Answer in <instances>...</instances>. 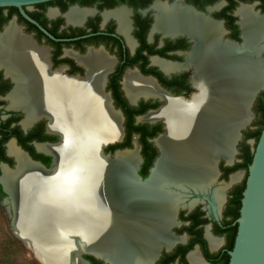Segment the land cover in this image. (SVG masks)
Listing matches in <instances>:
<instances>
[{
  "label": "flooded vegetation",
  "instance_id": "obj_1",
  "mask_svg": "<svg viewBox=\"0 0 264 264\" xmlns=\"http://www.w3.org/2000/svg\"><path fill=\"white\" fill-rule=\"evenodd\" d=\"M158 2L168 6L182 4L211 22V25H216L218 51L228 44L234 55L254 54L264 58V35L255 45L245 44L241 13L244 7H248L264 23V0H53L24 7L35 22L26 18L18 7H0V177L4 167L13 170L19 165L17 158L9 152L11 144L22 152L31 167L38 162L44 168L41 171L37 168V171L48 173L63 158L60 152L49 148L67 143L63 128L50 127V115L39 114L32 121H27L28 103L21 98L20 90L28 86V73L17 58L15 62L12 61L14 56L3 58L7 44L12 54L17 53L20 38L28 39L34 47L44 51L42 78L45 76L48 80L64 84L82 83L80 92L88 90L84 99L92 98L97 89L105 96L110 110L119 118V133L117 138L103 147L101 156L114 159L117 152L137 150L139 158L142 157L138 174L143 178L149 176L162 154L157 140L167 133V122L162 117L153 120L144 117L165 106L163 95L190 103L200 91L194 81L196 64L210 62L213 54L210 44H203L192 30L166 32L164 28H159L154 8ZM73 9L83 10L85 15L70 16ZM120 10L127 14L125 22L116 16ZM193 51L197 52L196 57L194 55L192 58L197 60L189 58ZM97 52L108 59L98 76L93 73V53ZM132 73L152 80L155 91L130 87L128 79ZM262 92L264 89L251 107L253 118L242 131L236 160L234 163L220 160L215 174L216 183H202L205 187L199 190L188 183L184 184V188L161 187V190L180 193L184 199L175 212V222L168 229L173 240L171 244L163 242L151 245L139 239L138 246L132 249L135 254L125 258L128 264H194V254L201 264H229L230 251L237 236V218L231 214V206L235 205L231 204L236 188L243 185L247 177L244 175L228 188L225 202L220 208L213 193L220 184L231 182L233 175L243 170L230 171L229 168L242 161L243 144L251 146L249 140L252 138H247V133L254 130L253 122L259 127L257 105ZM116 175L119 190L120 185L124 184V177L123 173ZM33 176L29 179L30 188L26 190L24 198L29 195L33 198L34 186L39 180ZM94 177L90 179L92 187L97 186ZM110 181L112 184H108ZM114 182L111 176L104 184L106 202L130 210V205L123 200H115L111 193ZM0 184L4 193L2 195L0 192V203L3 204L9 194L1 181ZM23 185L21 189L24 190ZM193 201L196 202L191 205ZM121 248H125V245H121ZM101 255L85 253L83 260L78 262L112 264L106 255Z\"/></svg>",
  "mask_w": 264,
  "mask_h": 264
},
{
  "label": "bare ground",
  "instance_id": "obj_2",
  "mask_svg": "<svg viewBox=\"0 0 264 264\" xmlns=\"http://www.w3.org/2000/svg\"><path fill=\"white\" fill-rule=\"evenodd\" d=\"M154 8L159 28H164L166 32L192 30L203 44H210L213 54L208 63L195 62L194 81L200 91L190 103L162 94L165 106L144 117L148 120L158 117L166 119L167 133L157 140L162 156L152 178L143 186L137 183L134 176L135 167L140 162L137 150L119 153L115 159H106L100 154V145L114 140L119 133V118L110 110L105 96L97 89L92 98L84 99L88 90L80 92L82 83L64 84L48 80L45 76L42 78L44 51L34 47L28 39L20 38L17 53L12 54L7 44L9 41L6 42L3 58L14 56L13 62L17 58L29 76L28 86L20 90L21 98L28 103L27 121H32L39 114L50 115V127L63 128L67 142L49 148L60 152L63 158L48 173L31 167L22 152L11 144L9 152L17 158L19 165L13 171L4 167L3 176L7 189L14 197L18 184L22 182L25 185L22 191L25 197L26 190L30 188L29 179L33 175L40 177L34 186L33 198H27L25 202L21 199L15 202V206L17 215L22 218L34 204H39V210L45 216L43 221L51 219L56 226L65 227L61 229L65 232L58 230L63 236L60 242L45 244L40 248L49 252L55 264H64V251L78 242L97 249L112 264H128L125 258L135 254L132 249L138 246L139 239L151 245L163 242L171 244L173 240L168 229L175 222V212L184 199L180 193L161 190L162 184L182 176L181 181L185 182L180 181L177 184L179 187L184 188L186 182L197 190L204 189L202 183L212 185L216 177V158L224 155L230 159L238 128L243 124L248 126L253 118L250 106L254 90L264 82L261 59L254 54L234 55L228 44L218 51L217 26L182 4L168 6L158 2ZM241 13L245 44L255 45L264 35V23L248 7H244ZM71 15L83 17L85 11L73 9ZM116 16L124 21L127 14L120 10ZM12 49L15 50L14 46ZM196 52L193 51L189 58L197 60L192 58L194 55L196 57ZM93 61V73L101 75L108 59L97 52L93 53ZM128 85L137 90L155 91L152 80L133 73L129 76ZM118 173H123L124 177V184L120 185L119 190ZM243 173L237 172L231 182L222 183L214 190V200L219 208L225 202L228 188L240 181ZM94 175L96 187H92L90 182ZM111 176L115 181L111 193L116 201L123 200L130 205V210L106 202L103 187ZM43 221L38 220L36 224ZM212 244L215 245L214 242ZM121 245H125V248H121ZM193 259L194 264H201L195 254Z\"/></svg>",
  "mask_w": 264,
  "mask_h": 264
},
{
  "label": "water",
  "instance_id": "obj_3",
  "mask_svg": "<svg viewBox=\"0 0 264 264\" xmlns=\"http://www.w3.org/2000/svg\"><path fill=\"white\" fill-rule=\"evenodd\" d=\"M49 1H53V0H0V7H8V6L18 7L26 18H28L32 22H35V20L32 19L26 13L24 7L34 4L49 2ZM257 57H259L262 63L264 64V58L260 55H258ZM263 89H264V82L260 86L256 87V89L254 90V95L250 106L251 113H252L251 107L253 105V102L255 101L258 94ZM243 126L244 124L238 128L236 134L237 140L236 142L235 141L233 142L234 150L230 156V159L228 160L227 157L224 155L221 156L218 155V157L216 158V162H215L216 171H217L218 163L220 162L221 159H226L228 163H234V161L236 160V156L239 153L237 144L242 139V131L247 127V125L244 127ZM255 140L256 139L252 138L249 141L250 143L255 142V146L252 148V151L254 152V156L252 163L248 167L246 187L243 192V198H242V207L240 210V216L237 218L238 231H237L234 247L230 251L229 264H264V127L261 132V136L259 140L258 141ZM109 143H110L109 141H106L104 144L100 145L99 151L102 156H103V147L107 146ZM119 153L120 152H117L116 156ZM161 156L162 154L158 158L156 162V166ZM106 157L110 158L109 156ZM141 161H142V157L140 158V162ZM53 164H55V161ZM33 165L37 167L40 171L43 170L44 168L38 162L34 163ZM17 166L18 165H16V167L13 168V170L17 169ZM156 166L152 169L149 176L143 178L138 174V169H139V164H138L134 170V176L137 183L141 186L145 185L152 178ZM240 171L245 172V169L239 170L238 172ZM3 176L4 173L0 177V181L3 184L4 190L9 194V197H7L3 201V204L6 206V209L11 218V228L13 234L19 240H21L43 264H55L54 258L48 254L49 252L44 251L45 249L41 250L38 247L39 242L41 243L43 238L47 237V235L44 234V232L40 231V229L36 227V222L38 220L43 221V219L45 218V216H43L44 212H41L39 210L38 206L40 205L37 204V206H34L33 209L28 210L27 214L24 217L22 218L19 217V215H17L15 202H18L21 199L23 202H25V199H27L24 198L25 194L22 193L23 189H21V187L23 184L20 181L21 184L20 185L18 184L16 197L13 198V196L11 195L12 193L7 189L3 181ZM176 177H177L176 180L164 181L165 183L162 184V186L167 188H171V187L180 188L177 184H180L181 182H185V181L184 180L181 181L182 176H180L179 178L178 176ZM39 178L40 177L37 176L36 180ZM30 198L31 197L29 195L28 200ZM68 249H69L68 251H64L65 255L63 260L66 261L64 264H77L78 261H81L80 259L83 260V255L85 253L93 252L97 254L99 257H102L101 253L97 249L90 248L85 243L78 242L73 248H68Z\"/></svg>",
  "mask_w": 264,
  "mask_h": 264
},
{
  "label": "trees",
  "instance_id": "obj_4",
  "mask_svg": "<svg viewBox=\"0 0 264 264\" xmlns=\"http://www.w3.org/2000/svg\"><path fill=\"white\" fill-rule=\"evenodd\" d=\"M262 96H264V92H262L261 97H259L258 105H257V110L260 113V119L258 121L259 127L247 133V138H254L256 139V141L259 140L261 136V132L264 127V98H262ZM243 145H244V150L242 151V155H241L242 161L237 163L235 166L230 167L229 169L230 171H234L238 169H246L248 175V167L252 163L254 152L252 151V148L249 144L244 143ZM245 187H246V179L243 185H240L236 188L235 196L234 199L232 200L231 205H233L234 203L235 206H231L232 207L231 209H233V212L231 214L234 215L235 218H238L240 216L243 192L245 190ZM0 192L2 193V195L4 194L2 191L1 184H0ZM236 229L238 231V223H236ZM9 246H11L10 250L8 249ZM23 248H24V243L21 240H19L16 236L15 237L11 236L10 238L6 236L5 239L0 240V264H13L11 263V255L14 253V250L15 249L21 250ZM37 263L40 264L39 261Z\"/></svg>",
  "mask_w": 264,
  "mask_h": 264
},
{
  "label": "rangeland",
  "instance_id": "obj_5",
  "mask_svg": "<svg viewBox=\"0 0 264 264\" xmlns=\"http://www.w3.org/2000/svg\"><path fill=\"white\" fill-rule=\"evenodd\" d=\"M252 128L253 129L257 128L256 123H254V122L252 123ZM250 144H251L252 148L255 146V142L250 143ZM244 175L247 176L246 171L243 173V176ZM243 176H242V178H243ZM34 206H37V205L34 204L33 207ZM33 207H32V209H33ZM10 223H11V219H10L9 213L6 210L5 206L0 203V240L5 239L6 236L9 238L11 236L15 237V235L13 234V232L11 230ZM59 223H61V222H59ZM54 225H55L54 221L51 219L45 220L42 223H40L39 225L36 224V227H38V229H40V231L44 232V234L47 235L46 238H43L41 243L39 242V246H38L39 248H41V246H43L45 244L58 243L63 239V237L61 236V233H59L58 230H59V228L63 229L65 227L64 226L58 227V226H56V225L54 226ZM8 249L10 250L11 246H9ZM37 260L38 259L35 257V254L25 244H24L23 249H21V250L15 249L14 253L11 255V263H13V264H38Z\"/></svg>",
  "mask_w": 264,
  "mask_h": 264
}]
</instances>
